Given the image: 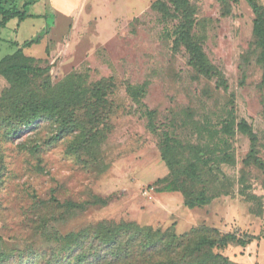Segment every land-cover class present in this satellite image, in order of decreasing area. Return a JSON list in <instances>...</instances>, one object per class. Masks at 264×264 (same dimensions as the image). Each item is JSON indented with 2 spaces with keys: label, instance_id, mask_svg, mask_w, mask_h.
Instances as JSON below:
<instances>
[{
  "label": "rangeland",
  "instance_id": "obj_1",
  "mask_svg": "<svg viewBox=\"0 0 264 264\" xmlns=\"http://www.w3.org/2000/svg\"><path fill=\"white\" fill-rule=\"evenodd\" d=\"M11 1L29 16L0 27V59L15 50L14 43L47 28L40 42L23 52L36 59L35 65L49 67L53 84L80 75L87 87L100 79L112 87L97 123L100 134L75 150L78 132L58 137V122L38 118L12 126L8 99L15 88L0 75V264H44L59 247L52 235L101 220L178 235L209 227L255 235L245 246L229 244L213 252L234 264H264V167L246 161L247 135L235 131L230 139L232 163L203 165L200 180L194 186L188 181L192 190L217 195L210 203L189 207L180 192H157L152 186L169 173L160 155L164 132L182 145L203 143L207 132L201 126L217 128L227 109L235 122L245 120L256 133V155L264 164L263 68L247 2L190 0L196 8L191 34L219 72L207 77L188 63L183 46L173 47L177 21L152 8L156 0ZM143 83L145 94L136 102L126 85ZM143 104L154 111L153 130ZM77 118L85 121L82 112ZM184 152L179 167L191 157ZM245 184L260 199V215L252 212L257 204L240 194ZM95 196L106 203L87 204ZM67 202L79 206L67 208Z\"/></svg>",
  "mask_w": 264,
  "mask_h": 264
},
{
  "label": "trees",
  "instance_id": "obj_2",
  "mask_svg": "<svg viewBox=\"0 0 264 264\" xmlns=\"http://www.w3.org/2000/svg\"><path fill=\"white\" fill-rule=\"evenodd\" d=\"M245 1L254 14L252 34L254 43L259 48L257 61L263 68L260 84L264 86V4L259 0ZM27 4L28 2L24 3L23 7ZM152 8L164 18L169 16L176 19L173 47L185 48L189 56L188 63L204 76L218 75L219 72L207 59L200 42L191 34L196 8L190 0H156L152 3ZM28 16L24 8L19 9L11 0H0V27H4L12 18L21 22ZM46 32L47 28L41 34L24 40L21 45L14 43L15 50L0 59V75L15 88V95L8 99L10 124L30 125L38 118L52 120L58 122V137L77 131L78 141L73 147L75 150L86 148L91 143L90 140L100 134L97 123L102 119L101 113L106 108V95L110 92L112 83L110 80L100 79L87 87L82 76L72 75L53 84L48 74L49 67L35 65L36 59L23 52V48L39 43ZM36 78H40L38 87L29 89L28 85ZM145 86V83L127 84L125 89L134 101L140 102L145 94ZM143 106L147 126L153 130L154 111L144 104ZM79 112L83 113L85 121L78 120ZM201 129L207 132V141L185 145L170 132H164L160 155L169 173L157 178L152 184L157 192H180L184 205L189 207L204 206L217 196H207L204 189L192 190L187 183L189 181L194 186V182L200 180L203 165L211 167V163L216 165L233 162L229 148L235 131L247 135L250 140L251 148L246 161L250 160L255 166L264 167L256 155V133L245 120L235 122L232 109H227L219 118L217 128L201 126ZM185 149L191 157L185 158L186 164L179 167L185 157ZM248 188L245 184L240 194L257 204L252 212L260 215V199L248 193ZM88 203L104 205L106 202L95 196ZM66 205L67 208L79 206L68 202ZM203 230L205 234L201 233ZM52 237L59 247L47 254L44 264H234L226 257L214 253L213 249L224 248L229 244L245 246L257 238L251 234L237 236L230 232L222 233L216 227L192 228L178 235L168 230L139 226L134 222L112 220H101L76 231Z\"/></svg>",
  "mask_w": 264,
  "mask_h": 264
}]
</instances>
